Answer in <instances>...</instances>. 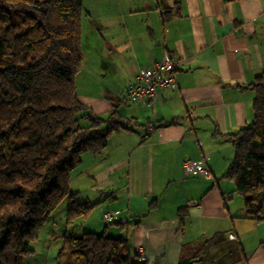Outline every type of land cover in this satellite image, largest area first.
<instances>
[{"label": "crops", "instance_id": "crops-1", "mask_svg": "<svg viewBox=\"0 0 264 264\" xmlns=\"http://www.w3.org/2000/svg\"><path fill=\"white\" fill-rule=\"evenodd\" d=\"M90 3L100 22L92 25L90 46L95 56L102 47L104 56L94 61L95 91L89 89L83 103L98 116L116 112L128 118L131 129L110 135L101 154L82 155L71 173V192L97 203L73 231L102 229L127 238L130 255L139 248L137 260L149 263L157 258L159 264H177L213 239L238 242L241 259L230 264H264V222L242 218V199L223 178L234 158L231 136L253 120L254 94L247 87L264 75V0ZM164 55L179 64L176 85L155 99L124 103L125 86ZM186 160H204L210 178L186 175ZM181 207H187L183 228ZM106 211L117 213L118 225L86 226L95 212ZM51 227L57 233L47 230L22 264H55L60 235L69 229L53 220Z\"/></svg>", "mask_w": 264, "mask_h": 264}, {"label": "trees", "instance_id": "trees-1", "mask_svg": "<svg viewBox=\"0 0 264 264\" xmlns=\"http://www.w3.org/2000/svg\"><path fill=\"white\" fill-rule=\"evenodd\" d=\"M83 12L78 0H0V264H22L33 254L31 244L63 201L69 230L60 235L55 264H150L130 255L127 238L70 230L97 206L71 192V173L82 155L101 154L110 135L131 129L128 118L98 116L78 97ZM247 88L253 120L231 136L234 158L223 178L241 196L242 218L261 223L264 75ZM186 209H178L180 228ZM213 245L203 242L177 264H214L203 261Z\"/></svg>", "mask_w": 264, "mask_h": 264}, {"label": "rangeland", "instance_id": "rangeland-1", "mask_svg": "<svg viewBox=\"0 0 264 264\" xmlns=\"http://www.w3.org/2000/svg\"><path fill=\"white\" fill-rule=\"evenodd\" d=\"M82 4V7L85 12H83L81 17V52L83 55V63L81 71L76 76V91L78 94V97L82 102H86L87 98L85 97V94L89 91V89H92L95 91L94 81L91 80L90 75H98V68H96L94 61L100 60L104 56V53L102 50H104L102 47H98V49H95L96 51H99V53L95 56L94 55V49H91V44H93L95 39V31L93 29V24L99 26V20L95 19L94 15L92 14L93 5L90 3L91 0H78ZM90 23V26H89ZM85 104V103H84ZM103 115L102 117H104ZM236 199H241V196L236 194ZM66 202L63 201L58 208L51 214L48 222L43 226V228L40 231L38 239L31 244V246H39V243L46 238L48 233L47 230H52L51 222L56 221L61 227L64 225V219L63 215L61 213L62 208H64ZM107 212V211H106ZM104 213V212H103ZM103 213L99 215V213L95 212L94 215L91 216L90 222L86 226H92V227H99L102 226V228L105 227V222L103 221ZM101 221V222H100ZM81 222H75V226L71 229H77L79 230ZM102 229L97 230L96 233H102ZM84 231H76L75 233L77 236L83 234ZM108 237H111L110 235H106ZM116 238V237H113ZM42 243V242H41ZM241 251L238 247V242L228 244L226 242H220L216 243L214 245V248L211 249L207 255L204 257L203 261L205 263L212 261L214 264H230L234 260L238 261L241 259Z\"/></svg>", "mask_w": 264, "mask_h": 264}, {"label": "built area", "instance_id": "built-area-1", "mask_svg": "<svg viewBox=\"0 0 264 264\" xmlns=\"http://www.w3.org/2000/svg\"><path fill=\"white\" fill-rule=\"evenodd\" d=\"M178 65L177 61L168 55H164L155 63L153 68L140 70L135 77V81L124 88V103L135 104L143 99H155L158 97L160 90L173 88L176 85L175 71ZM183 171L186 175L197 174L210 178V172L204 160L184 161ZM102 218L105 224H111L117 220L118 216L117 213L106 212ZM228 237L233 238V235L230 234ZM136 252L139 255L142 254L139 248ZM143 260L145 259L143 258Z\"/></svg>", "mask_w": 264, "mask_h": 264}, {"label": "water", "instance_id": "water-1", "mask_svg": "<svg viewBox=\"0 0 264 264\" xmlns=\"http://www.w3.org/2000/svg\"><path fill=\"white\" fill-rule=\"evenodd\" d=\"M150 264H159V263H158V259L155 258L154 261H153L152 263H150Z\"/></svg>", "mask_w": 264, "mask_h": 264}]
</instances>
